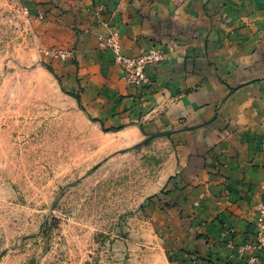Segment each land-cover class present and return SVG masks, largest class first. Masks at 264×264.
Listing matches in <instances>:
<instances>
[{"label": "crops", "instance_id": "0c3cea01", "mask_svg": "<svg viewBox=\"0 0 264 264\" xmlns=\"http://www.w3.org/2000/svg\"><path fill=\"white\" fill-rule=\"evenodd\" d=\"M93 3L105 4L106 15L92 10ZM24 4L45 17L41 24L51 38L69 43L73 27L80 30L74 55L59 62V73L93 116L140 139L175 131L183 144L175 196L185 211L177 222L188 227L181 234L191 254L180 258L186 264H238L229 243L254 240L256 205L263 198L264 0ZM106 31L120 33L130 56L152 46L164 49V60L147 68L148 83H127L111 49L98 42L96 33ZM214 146L215 154L206 156ZM259 256L257 264H264V249Z\"/></svg>", "mask_w": 264, "mask_h": 264}, {"label": "rangeland", "instance_id": "374dc122", "mask_svg": "<svg viewBox=\"0 0 264 264\" xmlns=\"http://www.w3.org/2000/svg\"><path fill=\"white\" fill-rule=\"evenodd\" d=\"M27 9L0 0V264H186L175 131L140 139L106 127L59 73L80 30L51 38Z\"/></svg>", "mask_w": 264, "mask_h": 264}, {"label": "built area", "instance_id": "2783aa9c", "mask_svg": "<svg viewBox=\"0 0 264 264\" xmlns=\"http://www.w3.org/2000/svg\"><path fill=\"white\" fill-rule=\"evenodd\" d=\"M98 39L111 49L115 62L122 69L125 80L129 84L148 83L147 68L158 65L164 59V49L157 46L135 56L125 54L122 49L120 33L117 31L98 35ZM59 55L63 59L69 58V52L66 50L60 51ZM261 192L263 198L256 205L254 240L235 247L231 244L237 250L240 258L238 264H257L260 260L259 252L264 249V182L261 185Z\"/></svg>", "mask_w": 264, "mask_h": 264}, {"label": "water", "instance_id": "95a60500", "mask_svg": "<svg viewBox=\"0 0 264 264\" xmlns=\"http://www.w3.org/2000/svg\"><path fill=\"white\" fill-rule=\"evenodd\" d=\"M164 134L169 135V134H170V131H167V132H161V133H156V134H152V135H151V138L156 137V136H159V135H164Z\"/></svg>", "mask_w": 264, "mask_h": 264}, {"label": "trees", "instance_id": "16d2710c", "mask_svg": "<svg viewBox=\"0 0 264 264\" xmlns=\"http://www.w3.org/2000/svg\"><path fill=\"white\" fill-rule=\"evenodd\" d=\"M77 99L79 100V98L77 97ZM111 130H119V129H111Z\"/></svg>", "mask_w": 264, "mask_h": 264}]
</instances>
